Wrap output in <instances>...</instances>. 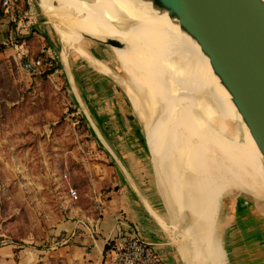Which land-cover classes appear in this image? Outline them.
Returning a JSON list of instances; mask_svg holds the SVG:
<instances>
[{
    "label": "rangeland",
    "instance_id": "rangeland-1",
    "mask_svg": "<svg viewBox=\"0 0 264 264\" xmlns=\"http://www.w3.org/2000/svg\"><path fill=\"white\" fill-rule=\"evenodd\" d=\"M33 7L38 21L36 25L40 23L41 26L35 29V25L27 40L30 56L40 57L46 63L41 74L31 75L16 62L12 49L4 43L8 34L6 27L0 23V264H26L23 263V253L31 249L41 251L42 258L34 264H69L64 256L55 252L59 240H55L52 233L65 216L69 199L85 206L94 203L91 162L95 151L102 148L94 143L95 136L90 130L89 121L75 103L58 66L61 52L70 59L73 68L84 64L92 74L93 70L73 47L61 42L54 26L59 22L46 18L34 1ZM78 43L110 68L106 74L112 80L108 82L113 85L118 100L124 103L125 112H129V124L132 126L129 130L133 138L143 145L140 138L144 141L146 138L142 122L131 107L130 95L135 94V90L130 88L127 73L109 48H100L86 41ZM75 55L80 57L76 58ZM143 99L147 105L154 104L149 96ZM156 108L153 120L154 115L158 116L160 112L159 106ZM221 111L217 109L213 119L225 121L227 118L222 116ZM232 121L235 135L242 133L241 122L237 119ZM136 128H139L140 136ZM186 137L192 138L187 132ZM152 159L155 167L153 156ZM182 168L181 173L185 174L186 169ZM148 169L153 173L158 183L156 185L162 188L151 158ZM159 176L165 179L163 174ZM195 177L194 180L203 184L208 182L206 175ZM175 178V174H171L165 180L168 186L166 191L171 193L172 198L175 197L172 204L177 213L176 242L179 241L180 249L190 251V255L194 250L195 256L191 258L197 264H212V247L210 243H205V235L198 239L192 233L193 215L180 187L179 193L176 191ZM223 183L222 179L214 178L207 185L208 190L213 189L211 200L214 203L212 209L207 210L213 214L207 234L210 233L216 240V258L222 253L224 258L228 257L224 259L225 264L230 259L231 264H236L234 261L239 260L238 257L244 252L242 260L245 264L248 261L253 264V253L258 251L255 255H263L257 259L258 263L264 264V235L261 232L264 229V195L257 198L249 188L239 189L238 186ZM219 185H223L222 188ZM71 188L76 190V198L70 196ZM201 206L209 207L208 204ZM93 212L97 219L98 209ZM256 214H259L262 222ZM223 240L225 246L222 247ZM239 245L242 251L237 249ZM204 253L209 257H199Z\"/></svg>",
    "mask_w": 264,
    "mask_h": 264
},
{
    "label": "bare ground",
    "instance_id": "bare-ground-1",
    "mask_svg": "<svg viewBox=\"0 0 264 264\" xmlns=\"http://www.w3.org/2000/svg\"><path fill=\"white\" fill-rule=\"evenodd\" d=\"M39 4L46 18L59 22L54 26L61 42L73 47L98 71L106 74L110 68L82 49L80 34L115 38L125 44V49H115L114 53L135 90L130 103L142 122L154 169L165 191V179L175 174L176 191L179 193L180 187L193 215L192 233L198 239L205 235L216 259V240L207 234L213 220L207 210L214 204L213 189L208 190L207 185L214 178L222 179L224 185L249 188L259 198L264 195V174L246 127L235 135L232 120L241 122V118L198 47L147 0H40ZM62 60L65 62L63 53ZM146 96L154 102L149 104L151 109L143 99ZM156 105L160 112L153 120ZM217 109L222 110L225 121L213 119ZM186 132L192 138H187ZM197 175H206L208 182L194 180ZM166 195L169 203L175 198L168 190ZM173 231L168 229L171 237Z\"/></svg>",
    "mask_w": 264,
    "mask_h": 264
},
{
    "label": "crops",
    "instance_id": "crops-1",
    "mask_svg": "<svg viewBox=\"0 0 264 264\" xmlns=\"http://www.w3.org/2000/svg\"><path fill=\"white\" fill-rule=\"evenodd\" d=\"M38 24L35 29L41 26ZM78 56L75 55L76 58ZM82 60L87 61L84 58ZM87 62L93 74L84 64L73 68L66 56L64 62L61 52L58 66L75 103L83 116L89 117L92 123L89 126L95 136L94 143L102 148L95 151L91 162L95 185L94 203L85 206L77 200L69 199L66 214L52 233L54 239L59 240L55 252L64 256L69 264H108L109 246L105 248V241L135 228L141 237L156 244L162 264H197L191 258L195 256L194 250L190 255V251L180 249L179 242H176L177 221H171L168 217L153 173L148 169L150 158L147 143L142 137L140 140L143 145L133 138L129 130L132 127L129 124V112H125L124 103L118 100L113 85L108 82L112 77ZM89 86L92 88L89 89ZM135 131L141 135L139 128ZM94 209H98L97 219ZM256 216L259 219V214ZM170 227L175 229L172 237L168 233ZM261 232L264 235L263 228ZM224 243L225 240L222 247ZM239 247L237 249L242 251ZM24 252L23 263L34 264L42 258L41 251L36 249ZM244 254L234 263L245 264L242 260ZM255 254L253 264H259L257 259L263 255ZM199 255L209 257L206 253ZM211 257L213 259L209 261L212 264H225L224 259L228 258H224L222 253L216 260L214 255ZM230 261L228 264H231Z\"/></svg>",
    "mask_w": 264,
    "mask_h": 264
},
{
    "label": "water",
    "instance_id": "water-1",
    "mask_svg": "<svg viewBox=\"0 0 264 264\" xmlns=\"http://www.w3.org/2000/svg\"><path fill=\"white\" fill-rule=\"evenodd\" d=\"M33 1L41 9L40 0ZM147 1L153 9L166 13L207 60L229 93L241 125L246 127L259 154L264 174V0ZM30 13L36 14L33 6ZM80 36L79 41L109 48L115 57V49H125V44L115 38L99 39L86 33ZM150 158L154 169L151 153ZM154 172L158 177L155 169ZM162 186L157 185L163 206L170 220L177 221L173 202L169 203Z\"/></svg>",
    "mask_w": 264,
    "mask_h": 264
},
{
    "label": "built area",
    "instance_id": "built-area-1",
    "mask_svg": "<svg viewBox=\"0 0 264 264\" xmlns=\"http://www.w3.org/2000/svg\"><path fill=\"white\" fill-rule=\"evenodd\" d=\"M2 18L0 23L8 32L4 41L12 49L14 59L31 75L41 74L44 63L40 57H31L27 35L37 24L36 14L30 9L33 0H0ZM70 196L76 198V190L69 189ZM105 243L108 249V264H162L161 254L156 244L140 236L134 228L129 233L117 234Z\"/></svg>",
    "mask_w": 264,
    "mask_h": 264
},
{
    "label": "trees",
    "instance_id": "trees-1",
    "mask_svg": "<svg viewBox=\"0 0 264 264\" xmlns=\"http://www.w3.org/2000/svg\"><path fill=\"white\" fill-rule=\"evenodd\" d=\"M1 18H2V8H1V6H0V20H1ZM51 70H53V68L51 69ZM106 246H105V248L108 246L107 244H105Z\"/></svg>",
    "mask_w": 264,
    "mask_h": 264
},
{
    "label": "flooded vegetation",
    "instance_id": "flooded-vegetation-1",
    "mask_svg": "<svg viewBox=\"0 0 264 264\" xmlns=\"http://www.w3.org/2000/svg\"><path fill=\"white\" fill-rule=\"evenodd\" d=\"M93 56V55H92Z\"/></svg>",
    "mask_w": 264,
    "mask_h": 264
}]
</instances>
